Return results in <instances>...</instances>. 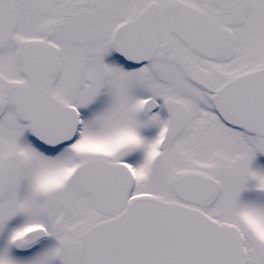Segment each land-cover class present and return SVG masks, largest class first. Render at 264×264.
I'll list each match as a JSON object with an SVG mask.
<instances>
[{"label":"snow or ice","instance_id":"6c2138e0","mask_svg":"<svg viewBox=\"0 0 264 264\" xmlns=\"http://www.w3.org/2000/svg\"><path fill=\"white\" fill-rule=\"evenodd\" d=\"M0 264H264V0H0Z\"/></svg>","mask_w":264,"mask_h":264}]
</instances>
